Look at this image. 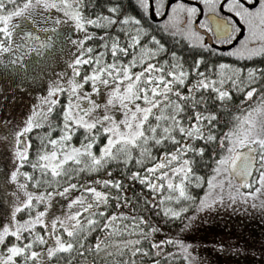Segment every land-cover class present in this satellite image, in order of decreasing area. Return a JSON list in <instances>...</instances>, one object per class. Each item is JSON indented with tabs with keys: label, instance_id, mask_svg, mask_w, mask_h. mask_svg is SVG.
Returning a JSON list of instances; mask_svg holds the SVG:
<instances>
[{
	"label": "snow or ice",
	"instance_id": "obj_1",
	"mask_svg": "<svg viewBox=\"0 0 264 264\" xmlns=\"http://www.w3.org/2000/svg\"><path fill=\"white\" fill-rule=\"evenodd\" d=\"M201 11L0 0V64L35 101L0 116V264H205L165 227L264 216V0Z\"/></svg>",
	"mask_w": 264,
	"mask_h": 264
},
{
	"label": "rangeland",
	"instance_id": "obj_2",
	"mask_svg": "<svg viewBox=\"0 0 264 264\" xmlns=\"http://www.w3.org/2000/svg\"><path fill=\"white\" fill-rule=\"evenodd\" d=\"M5 80L10 84L16 83V88L18 86L20 95L13 97L11 107L15 117L21 108L20 118H23L29 105L35 102L32 92L26 84L20 83V74L12 69ZM0 110V116L12 118L4 113L1 106ZM179 234L196 246L197 254L205 264H264V257L260 255L261 244L264 243V216L251 210L246 213L214 210L199 216L189 227L183 226ZM225 242L237 251L228 250L227 245L224 250L217 246Z\"/></svg>",
	"mask_w": 264,
	"mask_h": 264
},
{
	"label": "trees",
	"instance_id": "obj_3",
	"mask_svg": "<svg viewBox=\"0 0 264 264\" xmlns=\"http://www.w3.org/2000/svg\"><path fill=\"white\" fill-rule=\"evenodd\" d=\"M195 1H197V0H195ZM202 1L203 0H198V3H199V5L197 4V6L198 7H200L201 8V13L203 12V3H202ZM183 2L184 3H187V4H191V3H194L192 0H183ZM200 2H201V4H200ZM204 15V14H203ZM199 16H200V13L199 14H197V17H196V19L198 20V18H199ZM202 19H204V16H203V18ZM197 20H196V22H197ZM200 21V20H199ZM199 21L196 23L197 25L199 24ZM177 39H179V37H177ZM225 47H227V46H225ZM1 70H4V69H2L1 68ZM5 73H6V71H5ZM9 74V73H8ZM0 77H1V74H0ZM3 77V76H2ZM6 78H4V79H2L1 81H0V83H7V81L5 80ZM0 87H1V84H0ZM15 95H20V92L18 91ZM14 95V96H15ZM13 95L10 97L11 98V100H3V101H1L0 102V106L2 107V109L4 110V113L6 114V115H8V114H11V115H8L9 117H15L14 116V114H13V110H12V107H11V104H12V101H13V97H14ZM244 99V97L243 96H239L238 98H236L235 100H234V103H235V105H237V109H234L232 112H229V113H226L225 115H224V119L222 120V123H224L225 121H228V120H231L232 119V116L233 115H235L236 114V112L237 111H239V112H243V111H245V109L243 108V107H239L240 106V102L242 101ZM6 110V111H5ZM22 109L20 108V109H18L17 111H18V113H19V115L17 116V117H15V118H17V119H20V117H21V115H20V112L19 111H21ZM1 111V110H0ZM138 190V189H137ZM183 228V225L181 224V222L180 221H175V222H173V223H171V224H168L166 227H165V231H168L169 233H174L175 235H178L181 239H182V236L179 234V231L181 230ZM99 233H96L95 235H98ZM159 235V234H158ZM161 238H163L162 236H161ZM91 242L92 243H94L95 241H94V236L92 237V239H91ZM169 250H171L170 248H169Z\"/></svg>",
	"mask_w": 264,
	"mask_h": 264
},
{
	"label": "flooded vegetation",
	"instance_id": "obj_4",
	"mask_svg": "<svg viewBox=\"0 0 264 264\" xmlns=\"http://www.w3.org/2000/svg\"><path fill=\"white\" fill-rule=\"evenodd\" d=\"M194 3H196V4H198L199 5V3H198V0L197 1H195V0H192ZM202 3H203V1H202ZM200 4H201V2H200ZM203 12L202 13H200V19L199 20H201L202 18H203ZM242 23V22H241ZM225 47V46H224ZM226 48V47H225ZM1 68L3 69L4 68V70H1ZM5 71H6V73H5ZM10 71H11V69L10 68H7L5 65H2V64H0V74H1V77H0V81L2 80V79H4V78H7V76L9 75L8 73H10ZM3 76V77H2ZM13 77H14V75H12ZM12 82H15L14 80L12 81ZM1 84V87H0V89H3L4 90V99H0V102L1 101H3V100H11V96H12V94L5 88V85L6 84H9V83H0ZM12 90L14 91V93L16 94L17 92H18V90H17V88H16V83H13L12 84Z\"/></svg>",
	"mask_w": 264,
	"mask_h": 264
}]
</instances>
